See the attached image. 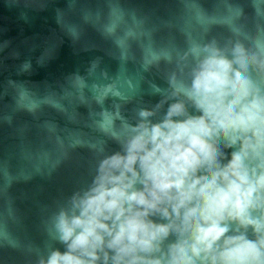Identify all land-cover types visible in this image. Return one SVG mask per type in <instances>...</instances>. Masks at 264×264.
Returning a JSON list of instances; mask_svg holds the SVG:
<instances>
[{
	"label": "clouds",
	"instance_id": "9594fccd",
	"mask_svg": "<svg viewBox=\"0 0 264 264\" xmlns=\"http://www.w3.org/2000/svg\"><path fill=\"white\" fill-rule=\"evenodd\" d=\"M189 54L186 79L111 133L119 150L55 212L35 264H264V31Z\"/></svg>",
	"mask_w": 264,
	"mask_h": 264
},
{
	"label": "water",
	"instance_id": "95a60500",
	"mask_svg": "<svg viewBox=\"0 0 264 264\" xmlns=\"http://www.w3.org/2000/svg\"><path fill=\"white\" fill-rule=\"evenodd\" d=\"M225 1L0 0V91Z\"/></svg>",
	"mask_w": 264,
	"mask_h": 264
}]
</instances>
